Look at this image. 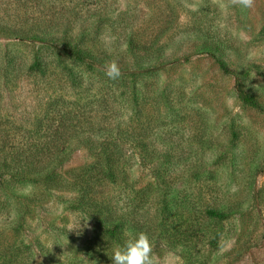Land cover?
Here are the masks:
<instances>
[{
    "label": "rangeland",
    "instance_id": "374dc122",
    "mask_svg": "<svg viewBox=\"0 0 264 264\" xmlns=\"http://www.w3.org/2000/svg\"><path fill=\"white\" fill-rule=\"evenodd\" d=\"M205 40L247 72L245 89L264 106V0L249 9L236 0H0V149L61 139L62 99L83 107L103 91L30 74L36 59L51 69L60 60L51 41L103 50L134 81L94 107L96 122L89 103L78 129L126 138L115 182L99 179L89 169L96 154L74 142L56 186L0 173V264H110L106 228L79 203L81 181L123 214L122 245L148 234L154 264H264V112L242 104L234 77L199 53Z\"/></svg>",
    "mask_w": 264,
    "mask_h": 264
},
{
    "label": "trees",
    "instance_id": "16d2710c",
    "mask_svg": "<svg viewBox=\"0 0 264 264\" xmlns=\"http://www.w3.org/2000/svg\"><path fill=\"white\" fill-rule=\"evenodd\" d=\"M48 44L56 49L58 48L60 60H57L51 69V63L36 59L29 66V73L39 78H49L52 75L61 84L72 88H75V85L81 81L83 82L84 79L88 81L93 80L98 83L103 91H105H102L100 96L95 94L93 95L94 97L89 98L91 100L89 103L94 104V106L90 107L92 119H88L87 117V120L96 122L97 119H100L102 117V114L99 112L100 108L94 109V107L106 104L105 98L109 96L115 98L119 94L117 92L119 88H133L134 81L123 79L121 73L119 78L115 80L107 77L106 71L108 65L115 61L105 51L80 47L72 45V43H64L62 48H59L58 43L53 41ZM222 48L219 41L205 40L198 50L200 51L199 53L209 54L222 72L231 74L234 77L236 95L242 104L264 112L262 103L245 89V84L248 80L247 72L242 73L238 69L232 68L222 55ZM190 57V55L186 56V58ZM126 65H122L121 71L125 72L127 70L128 66ZM103 93L106 94V97ZM62 101L61 108L57 110L59 111L57 119H60L63 123L60 136H58L61 139L51 142L50 139L52 138H42L41 135H37L34 136L35 138H32V141L24 142L27 145H32L31 149L29 147L27 149H0V173L10 175L13 178H26L31 175H37L50 185L56 186L54 170L67 160L68 155L74 149L65 148L74 142L77 146L86 147L91 153L96 154L98 161L93 166H89V169L96 170V172L100 170L101 176L99 179L115 182L122 170L121 166L124 160L123 145L126 138L121 136V132L118 131L116 135L108 132L107 134L94 135L95 137L84 134V132H79L78 129L82 126V118L88 116L84 113L86 107L89 105L88 100L83 103V107L76 106L78 101L72 100L71 103L67 99H62ZM52 105V109L58 107V104ZM37 127L39 129L42 126L39 124ZM94 130L98 132L99 130H104V128L101 129V126H99ZM51 144L58 146L52 149L50 147ZM81 184L79 203L91 207L99 223L106 228L105 243H109L112 256L114 247L118 245L122 246L121 242L124 236L123 226H125V223L122 221L123 214L119 213L116 209L112 210L109 201L105 197H101L94 189L92 191L88 190L87 186H89V182L83 183L81 181ZM205 213L207 216L219 219L225 217L224 212L215 208H207ZM103 248V246H99L97 251L99 255ZM109 261L112 264L111 259Z\"/></svg>",
    "mask_w": 264,
    "mask_h": 264
},
{
    "label": "clouds",
    "instance_id": "9594fccd",
    "mask_svg": "<svg viewBox=\"0 0 264 264\" xmlns=\"http://www.w3.org/2000/svg\"><path fill=\"white\" fill-rule=\"evenodd\" d=\"M241 8L249 9L253 6V0H236ZM106 75L109 79H117L120 69L115 62L108 65ZM112 264H154L152 255V243L147 233L140 232L135 236L129 234V238L122 246L113 249Z\"/></svg>",
    "mask_w": 264,
    "mask_h": 264
}]
</instances>
